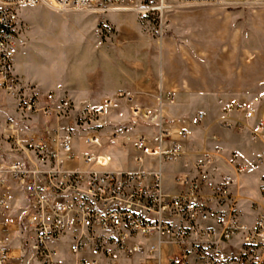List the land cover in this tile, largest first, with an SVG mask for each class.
<instances>
[{
    "label": "built area",
    "instance_id": "2783aa9c",
    "mask_svg": "<svg viewBox=\"0 0 264 264\" xmlns=\"http://www.w3.org/2000/svg\"><path fill=\"white\" fill-rule=\"evenodd\" d=\"M54 1L59 8L48 0H0V118L13 104L26 115L43 112L55 119L51 128L26 138L14 125L2 130L0 124V264H264V173L262 202L253 203L260 210L252 223L245 222L235 177L216 169L219 149L186 151L182 143L191 141V130L175 118L162 110L132 107L133 117L154 126L152 132L133 138L120 130L103 134L101 119L117 106L116 99L81 102L74 116L71 101L56 100L51 93L42 100L40 91L16 71L20 6L61 14L121 9L147 17L178 4L227 1ZM157 101L164 103V96ZM169 102L174 103L173 96ZM254 119L249 103L232 102L219 123L262 141L264 124L254 125ZM204 120L200 113L196 124ZM2 138L16 140L20 160H3ZM129 144L134 153L121 168L115 151ZM183 161L187 171L176 173L169 184L167 169ZM224 162L236 175L248 172L236 153ZM256 165L264 168V156L257 157ZM235 237L237 244H229Z\"/></svg>",
    "mask_w": 264,
    "mask_h": 264
},
{
    "label": "rangeland",
    "instance_id": "374dc122",
    "mask_svg": "<svg viewBox=\"0 0 264 264\" xmlns=\"http://www.w3.org/2000/svg\"><path fill=\"white\" fill-rule=\"evenodd\" d=\"M48 1L59 8L56 1ZM225 1L237 3L178 4L163 15L147 17L130 12L61 14L41 6H20L18 57L23 74H17L43 96L51 93L56 100L60 98L51 89L55 84L85 85L89 94L85 101L91 103L124 93L101 119L103 134L120 130L124 137L133 138L140 132L150 133L154 126L136 120L132 107L162 110L186 126L205 113L204 122L192 129L190 144L213 152L207 145L214 133L210 129L223 127L219 122L229 103L245 101L255 113L264 110V3ZM137 49L145 52L137 55ZM160 95L162 104L157 101ZM172 96L174 103L169 102ZM72 104L75 116L79 105ZM54 123L52 115H26L13 104L0 118L2 130L14 125L21 138ZM2 139L3 160H20L23 153L16 140ZM133 153L131 144L128 149L118 148L117 165L127 167ZM170 168L172 178L188 169L181 162ZM237 198L243 221L249 209L246 201L261 202L241 193ZM254 210L258 213L260 208ZM238 241L235 237L228 243Z\"/></svg>",
    "mask_w": 264,
    "mask_h": 264
},
{
    "label": "crops",
    "instance_id": "0c3cea01",
    "mask_svg": "<svg viewBox=\"0 0 264 264\" xmlns=\"http://www.w3.org/2000/svg\"><path fill=\"white\" fill-rule=\"evenodd\" d=\"M227 3H237V2H227ZM137 40L141 41L142 39L138 38ZM136 44L138 45V43H135L134 45ZM139 52L143 53L145 52V50L138 51L137 49L136 54L138 55ZM21 65H22V58L17 57L16 71L20 74H23L21 70ZM51 89L52 91L56 93V96L60 98L59 100H67V101H71L72 103L78 102V105L81 102H87L85 101V95L89 97V94L85 93V85H81V86L72 85V86H67L63 88L59 86L58 84H55V85H52ZM40 93H42L41 90H40ZM47 94H44V96L41 94L42 100L46 98ZM118 95H119V92L117 93L116 98L115 97L114 98L111 97V98L119 99ZM106 99H110V98H106ZM106 99H103L102 101H105ZM255 114L256 115L254 119V125H257L258 123L264 124V110H261L260 112H256ZM197 116L198 115H196L190 121V124L188 126L180 124L181 127L190 128L191 135H192L193 127H198L199 125V124H196ZM210 130L211 132H214L212 134H216L218 137L217 140L215 141L212 139L211 140L208 139L209 141H207V145L209 146L210 149L212 150H214L215 148L219 149L218 152H215L217 155L221 157L218 163V166H219L218 171L223 174H227V173L232 174L235 177L238 183V186L235 189V192L237 194L241 193V194H245L248 196L252 195L255 197L257 201L262 202L261 194L259 191V186H260V177L264 173V168L258 167L256 165V159L260 155L264 156V139L262 141L253 140L249 132H239L233 128L232 129L223 128L217 125L212 127ZM143 133H146V132H143ZM247 134L249 135V137ZM176 136L177 135L175 134V137ZM183 147L186 151H196V150H199L200 148H204L202 146V147H197L199 149H195L196 147L191 146L190 142H188L187 144H183ZM232 153H236L239 156V160L248 168V172L246 174L236 175L234 173V169L230 167L226 162H224V160L229 159ZM181 165L185 166V163ZM186 167L188 166L186 165ZM170 169H171L170 167L167 169L169 173L168 181H169V184H172V181H171L172 177L170 176V172H171ZM246 202H247V205L245 207H248L249 209L243 214V217L245 219L244 221L252 223L257 213H255V210L252 208L253 203L250 204L248 201Z\"/></svg>",
    "mask_w": 264,
    "mask_h": 264
},
{
    "label": "bare ground",
    "instance_id": "6f19581e",
    "mask_svg": "<svg viewBox=\"0 0 264 264\" xmlns=\"http://www.w3.org/2000/svg\"><path fill=\"white\" fill-rule=\"evenodd\" d=\"M90 13H95V14H109V13H128V11H124L121 9L118 10H98V9H94L89 11Z\"/></svg>",
    "mask_w": 264,
    "mask_h": 264
}]
</instances>
